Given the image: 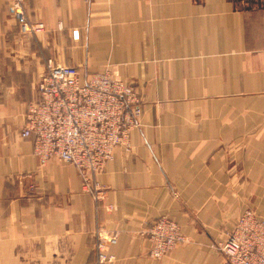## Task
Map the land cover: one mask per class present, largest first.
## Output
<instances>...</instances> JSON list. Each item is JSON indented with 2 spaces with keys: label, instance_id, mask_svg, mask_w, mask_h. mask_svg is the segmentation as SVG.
<instances>
[{
  "label": "crops",
  "instance_id": "0c3cea01",
  "mask_svg": "<svg viewBox=\"0 0 264 264\" xmlns=\"http://www.w3.org/2000/svg\"><path fill=\"white\" fill-rule=\"evenodd\" d=\"M37 34L0 0V264H92L96 230L118 233L109 264H223L247 209L264 218V0H24ZM49 60L82 79L105 69L143 100L129 150L98 174L42 164L20 132ZM167 215L188 241L149 256Z\"/></svg>",
  "mask_w": 264,
  "mask_h": 264
},
{
  "label": "built area",
  "instance_id": "2783aa9c",
  "mask_svg": "<svg viewBox=\"0 0 264 264\" xmlns=\"http://www.w3.org/2000/svg\"><path fill=\"white\" fill-rule=\"evenodd\" d=\"M23 33L44 31L43 23H32L24 11V0H8ZM39 100L29 104L23 138H32L34 154L42 164L58 158L77 168L84 190L96 201L105 188L97 179L116 148L131 147V132L138 125L143 100L132 82L117 77L111 70L82 79L76 66L49 60L47 71L37 83ZM97 260L109 264L115 260L109 249L118 241V233L103 228L95 232ZM141 234L152 247L149 256L160 259L188 241L181 226L167 215L153 220ZM223 264H264V218L256 209H247L226 232L219 245Z\"/></svg>",
  "mask_w": 264,
  "mask_h": 264
},
{
  "label": "rangeland",
  "instance_id": "374dc122",
  "mask_svg": "<svg viewBox=\"0 0 264 264\" xmlns=\"http://www.w3.org/2000/svg\"><path fill=\"white\" fill-rule=\"evenodd\" d=\"M169 255V254H168Z\"/></svg>",
  "mask_w": 264,
  "mask_h": 264
}]
</instances>
